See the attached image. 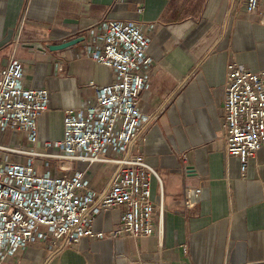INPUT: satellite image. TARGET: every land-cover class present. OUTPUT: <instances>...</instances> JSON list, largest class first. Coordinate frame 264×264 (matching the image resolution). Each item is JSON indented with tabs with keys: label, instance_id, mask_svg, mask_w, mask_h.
Masks as SVG:
<instances>
[{
	"label": "crops",
	"instance_id": "0c3cea01",
	"mask_svg": "<svg viewBox=\"0 0 264 264\" xmlns=\"http://www.w3.org/2000/svg\"><path fill=\"white\" fill-rule=\"evenodd\" d=\"M103 19L139 24L150 39L152 64L139 101L146 119L136 143L160 176L170 207L159 209L154 177V227L161 235L84 237L58 255L67 254L65 264H264V145L241 173L239 159L225 151L221 128L227 63L264 67V0L253 13L244 0H0V68L15 55L25 85L49 92L35 147L61 137L63 110L92 96L90 80L106 83L115 75L113 67L80 56L81 43L59 50L46 45L80 36ZM0 146L31 147L24 132L12 129H0ZM5 154L0 148V166ZM114 167L88 164L89 186L106 187ZM185 184L200 187L191 208L181 202ZM121 213L122 206L100 212L93 229L115 228ZM35 244L45 245L32 242L16 252L34 258Z\"/></svg>",
	"mask_w": 264,
	"mask_h": 264
},
{
	"label": "built area",
	"instance_id": "2783aa9c",
	"mask_svg": "<svg viewBox=\"0 0 264 264\" xmlns=\"http://www.w3.org/2000/svg\"><path fill=\"white\" fill-rule=\"evenodd\" d=\"M259 2L244 0L246 12L256 11ZM78 35H83L80 56L113 67L114 78L106 83L90 80L92 96L76 110H63L61 137L44 139L39 147L37 119L48 109L49 92L25 85L24 65L15 55L0 68V129L24 132L31 145L0 146L7 153L0 166V262L32 242L60 251L84 237L162 234L154 227L152 178L160 185L159 209L170 203L160 176L136 143L146 119L139 101L152 64L147 53L150 39L141 25L112 19L89 25ZM226 67L222 136L227 155L239 159L242 173L247 158L264 145V67L252 70L235 61ZM58 70L62 72V65ZM10 154L26 159H10ZM51 160L56 161L55 173ZM92 162L115 165L99 191L85 178ZM199 201L200 187L185 184L184 207ZM117 206H122L118 225L109 231L94 230L96 215Z\"/></svg>",
	"mask_w": 264,
	"mask_h": 264
},
{
	"label": "rangeland",
	"instance_id": "374dc122",
	"mask_svg": "<svg viewBox=\"0 0 264 264\" xmlns=\"http://www.w3.org/2000/svg\"><path fill=\"white\" fill-rule=\"evenodd\" d=\"M21 139L23 140V134L20 135ZM24 141V140H23ZM16 159H20L21 161H25L26 157L23 154H17L15 156ZM36 161H38L36 159ZM55 160L50 161V169L53 173H55ZM40 168V166H39ZM36 248L38 249L36 253V257L34 258H27L26 256L20 255L18 252L14 253L13 255H8L7 258L1 261V264H65V260L68 257L67 254H62L59 256L58 251L54 246H49L47 244H35ZM34 246V248H35ZM53 252V253H52Z\"/></svg>",
	"mask_w": 264,
	"mask_h": 264
},
{
	"label": "water",
	"instance_id": "95a60500",
	"mask_svg": "<svg viewBox=\"0 0 264 264\" xmlns=\"http://www.w3.org/2000/svg\"><path fill=\"white\" fill-rule=\"evenodd\" d=\"M82 40H83V35L75 36L69 39H65L59 43L48 44L46 45V48H48L49 50H59V49H63V48L75 45ZM31 46H38L39 49H43V47L41 45H38L37 43H31Z\"/></svg>",
	"mask_w": 264,
	"mask_h": 264
}]
</instances>
